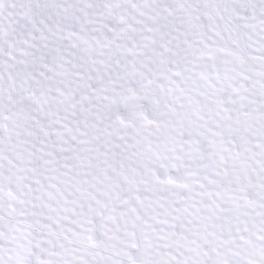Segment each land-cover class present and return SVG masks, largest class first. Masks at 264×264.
I'll return each instance as SVG.
<instances>
[{
    "label": "snow or ice",
    "instance_id": "1",
    "mask_svg": "<svg viewBox=\"0 0 264 264\" xmlns=\"http://www.w3.org/2000/svg\"><path fill=\"white\" fill-rule=\"evenodd\" d=\"M0 264H264V0H0Z\"/></svg>",
    "mask_w": 264,
    "mask_h": 264
}]
</instances>
